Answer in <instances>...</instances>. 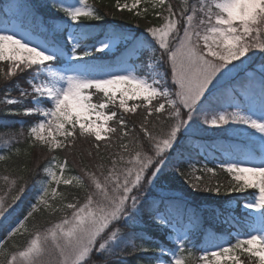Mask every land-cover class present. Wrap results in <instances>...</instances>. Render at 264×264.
Segmentation results:
<instances>
[{"label":"snow or ice","instance_id":"obj_1","mask_svg":"<svg viewBox=\"0 0 264 264\" xmlns=\"http://www.w3.org/2000/svg\"><path fill=\"white\" fill-rule=\"evenodd\" d=\"M143 2L151 5L162 23L146 27L140 35L117 29L105 31L103 39L94 44L86 43L93 29L87 22L102 21L104 16L88 0H73L71 4L53 0L51 6L64 13L66 23L51 28L35 43L0 27V64L6 65L0 66L3 82L30 73L26 78L29 88L17 82L19 97H11L12 88H7L0 102L24 106L22 113L10 109L6 114L38 117L28 130L35 143L54 151L74 146L78 138L91 137L98 152L99 142L108 134L120 132L122 139L129 138L124 129L129 123L135 129L136 122L126 114L137 113L140 105L146 114L139 124L140 135L132 137L134 155L127 143L121 145L123 152L131 155L126 161L120 156L121 167L113 158L106 173L103 165H97V170L70 175L66 174L71 172L67 159L53 158V163L43 169L46 178L39 183L26 213L6 230V239L17 234H27L29 239L11 251L0 244V264H118L106 254L118 256L129 246L148 251L143 243H135L136 239H148L143 232L134 231L141 227L145 215L153 224L169 229V239L175 241L172 249L158 248L156 264H245L242 255H246L247 264H264V61H256L259 67L245 63L258 52L264 55V0H196L178 13L172 3L165 9L166 0H116L115 7L141 17L148 12V8L138 9ZM62 32L66 36L59 39ZM121 43L126 46L127 57L122 55L115 62H97L92 54L111 52ZM144 52L148 53L146 62H129L132 58L140 60ZM161 66H166L164 72L159 71ZM257 84L260 106L254 111L242 94L254 92ZM94 96L102 102H93ZM114 120L118 126L109 127ZM168 121L171 123L166 131L153 130ZM208 128L248 137L241 145L226 149V159L218 165L231 177L227 185L212 180L205 183L203 175H195L197 171L217 175V169L207 164L196 168L199 161L189 162L190 173H179L177 144L181 137L188 141L197 129ZM3 143L11 151L10 140ZM173 150H177L174 170L191 175L192 188L217 194L222 188L227 193H244L243 202L238 203L250 212L259 210L260 228L249 224L250 230L237 233L235 242L231 236L220 240L209 233L203 246L193 245L188 231L173 235L178 232L173 212L183 215L186 210L171 198L149 200L173 159ZM4 159L0 155V160ZM253 160L259 163L250 166ZM3 179L17 194L10 200L0 198V220L21 201L27 184L25 180L16 188L17 179ZM53 184L90 190L83 199L72 195L63 208H53L50 200L67 199ZM250 189L254 191L248 192ZM42 208L68 211L45 230L29 232L26 221ZM245 219L256 218L249 215ZM193 247H199L201 255H194ZM93 254L101 261L93 262ZM166 254L169 258L162 259Z\"/></svg>","mask_w":264,"mask_h":264},{"label":"trees","instance_id":"obj_2","mask_svg":"<svg viewBox=\"0 0 264 264\" xmlns=\"http://www.w3.org/2000/svg\"><path fill=\"white\" fill-rule=\"evenodd\" d=\"M10 1L11 0H0V18L5 19L8 17L20 16L23 21L30 22V20H45L46 18L53 17L54 19L61 20L64 24L66 23L67 18L64 16V13L62 11H57L51 6L53 0H21L20 3L17 1V9L11 11L10 15H7L4 5ZM115 2L116 0H88V3L93 5L97 11L104 16V19L102 21L87 22L93 25V29L92 35L86 43H97V41L104 36L105 31L117 29L125 33L140 35L146 27L162 23L160 18L155 17L154 14L150 12L141 17H137L133 12L119 10L115 7ZM167 3H172L174 11L178 13L181 8L195 4L196 0H166L165 9ZM164 14L167 15L166 10ZM45 33L47 32H40V35L42 36ZM64 36H66V32L60 33L58 38L63 39ZM118 45V53L114 55L101 56L97 54V52H93L92 54L96 60H106L109 63L115 62L121 58L122 55L127 57L126 46L122 43ZM147 55L148 53L144 52L140 55V60L134 58L130 60L138 64L146 62ZM260 57H262L261 61H264V55ZM0 66L6 67L5 64H0ZM28 75H30V73L19 74L14 78H10L7 83H4L2 77H0V100H3L5 97V90L7 88H12L10 93L11 97H19L20 93L15 85L18 82L19 86L29 88L28 83H26ZM254 93H259V86L255 87ZM210 99H212V97H210ZM23 107L24 106L19 104L9 105L0 102V155L5 156L4 160H0V198L10 200L11 196L17 194L16 190L12 188L9 183L5 182L3 179L4 176H8L10 180L17 179L16 188L27 180L26 192L21 201L17 202V205L14 206V210L11 211L10 215L0 220V244H3L8 251H11L13 246L24 245L29 239L27 234H17L6 239V230L10 226H15L16 221L22 218L26 213L27 205L30 201L34 200L37 194L39 183L46 178L43 169L53 163L54 157L57 158L58 161H64L65 158L67 159L68 168L71 169V172L66 174L70 175H81V170H97V165H103V169L106 173L107 170L112 167L111 160L113 158L117 160V166L121 167L123 166L119 160L121 155L124 156L125 161L131 158L129 153L123 152L121 145L127 143L129 145V151L132 152V137L140 135L139 124L146 115L143 111V106L138 107L137 113L135 114H126L130 121L136 122L135 129L131 123H129L128 129H124V131L129 132V138L127 140L122 139L120 132L108 134V137L104 141L99 142L100 147L98 152L94 147L96 142L91 137L78 138L74 146L68 149H57L53 151L35 143L34 139L28 136L29 126L32 122L38 120L37 116L6 114L10 109L19 110L22 113ZM149 119L152 120L154 124L156 123L153 117ZM168 123H171V121L157 124L153 130L155 132H160L162 130L166 131ZM109 125L110 127L118 126L115 120L110 121ZM5 140H10L11 151L4 147L3 142ZM236 142L237 139L226 135L210 137L196 133L195 137L188 141H186L184 137H181L177 144V149L180 152L178 156L179 173H190L191 169L189 168V162L199 161V163L195 164L196 168H202L204 164H207L208 167H215L217 169V175L216 177H212L210 174H202L199 171H197L195 175H203L205 183L212 180L213 183L219 181L227 185L231 177L226 172L220 170L218 165L223 160L221 156L222 152L230 147L238 146ZM17 149H19L18 153L16 151ZM197 150H199V155H197ZM89 152L93 153V155L89 156ZM132 155H134V152H132ZM172 157L173 159L164 169L160 180L152 190V195L149 197V200L156 199L158 202L161 197H166L180 203L182 209L186 211L183 215H177L173 212V216L175 217L173 223L178 227H185L187 224L192 225L193 228L188 231L191 233L192 244L203 246L209 233L223 240L225 238L229 239L230 236L234 239V232H247L249 225L247 222L248 220L245 218L248 215L240 210V203H238V201L243 202L245 194L239 192L227 193L222 188L219 195L215 192L192 188L191 175L178 174L177 171L174 170V165L177 163V150H173ZM20 177L24 179H18ZM52 186L57 187L58 191L67 197V199L64 200H61L59 197L50 200L49 203L53 208H57L58 206L63 208L64 204L71 202L72 195H76L78 199H83L85 192L90 190L88 188L81 189L75 185L56 186L53 184ZM166 190H178L180 193L172 194L165 192ZM247 191L252 192L254 190L250 189ZM228 198L236 200V207L234 209L225 204ZM66 211L68 210L64 209L63 211L57 210L53 212L51 209L42 208L41 211L35 212L33 217L26 221L29 232L36 228L42 231L45 230L50 227L51 224L58 222ZM225 217H234V219L226 220ZM118 227L123 229V225H118ZM124 231L129 230L124 229ZM134 231L137 233L143 232L148 237V239L144 241L140 239L135 240L138 246L143 243L148 251L134 250L129 246L123 248V252H119L118 249V256L106 254L110 261H118V264H156V252L159 247H175V244L168 238L169 229L153 224L148 220L146 215L141 227ZM121 247H123V244ZM189 247H192V245H189ZM197 252H199V247H193V254L195 255ZM2 259L3 257L0 256V260ZM101 259V257L95 254L92 255L93 262L101 261Z\"/></svg>","mask_w":264,"mask_h":264},{"label":"rangeland","instance_id":"obj_3","mask_svg":"<svg viewBox=\"0 0 264 264\" xmlns=\"http://www.w3.org/2000/svg\"><path fill=\"white\" fill-rule=\"evenodd\" d=\"M17 1H19V3L21 2V0H11L8 3H5L4 7L6 9V14L10 15L11 11H15L17 9ZM56 3H67V4H71L73 2V0H55ZM125 0H121V3H124ZM129 3H131V0H128ZM143 8H148V12L147 13H153V9L151 8V5L147 2H143L141 5L138 6V9H143ZM64 23L59 20V19H54L53 17L50 18H46L45 20H41V19H37L36 21H32L30 20V22H26L23 21L20 16H16V17H8V18H0V27H7L10 30H14L17 34H18V38L19 37H24L26 40L31 38L33 40V43H35L37 40L42 39V36L40 35V32H48L51 28L53 27H63ZM100 39H103V37H101ZM99 39V40H100ZM98 40V41H99ZM97 41V42H98ZM98 46V44H97ZM118 49H119V45H117L115 47V49L111 52H104V53H100L97 52V54H100L101 56H105V55H114L116 53H118ZM258 51V50H257ZM127 55V53H126ZM262 56L261 54H258L253 57V59L251 61H246V65H249L250 67H259V65L256 63V61H261L260 57ZM97 62H103V63H109L106 60H97ZM130 63H135L138 64L137 62L133 61V60H129ZM166 70L165 66H161V68L159 69V71L164 72ZM170 82V79H169ZM258 86L255 85L254 87ZM242 98L244 100V102L246 104H249L254 111H258L259 110V106H260V102H259V95L254 93V92H249L248 94H242ZM93 102L99 103L102 102L98 97L94 96L93 97ZM155 102V101H154ZM153 102V103H154ZM140 104L139 101H129V104ZM142 106V105H140ZM112 107V106H110ZM110 127V125H108ZM197 134L203 135V136H221V135H226L228 137L237 139V145H241L243 141L247 140L248 137L246 135H241L239 133H234L231 131H228L227 133L220 131V130H212L211 128H208L207 130H196ZM108 137V136H107ZM106 137V138H107ZM257 147H259V145L257 144ZM256 155H258V153H255ZM222 158L226 159V151L222 152ZM259 160H253L250 164V166H254L255 164H258ZM184 191V190H183ZM165 192H169V193H180L178 190H166ZM220 195V194H219ZM218 195V196H219ZM227 201H225V204L234 209L236 207V200L233 198H228L226 199ZM240 210L244 213H246V215H251L253 217H255L256 219L254 221H247L248 225L251 224L252 228L255 229H259L260 228V224H259V220H258V215H259V210H255V211H251L250 210H246L243 209L240 206ZM176 228L178 229V232H174L173 235H177V234H182L185 231H189L191 230L193 227L190 224H187L185 227H178L176 226ZM250 228L247 229V231H249ZM237 233L239 232H234V238L237 236ZM169 238V235H168ZM241 238H245L243 236H241ZM223 240H228L227 238L223 239ZM174 244L175 241L171 240ZM232 242H235V239L232 240ZM168 249H172L171 247H166ZM174 248V247H173ZM239 255V253H237ZM94 255V254H93ZM170 254H166V257L164 256L162 259L167 260L169 258ZM196 256L201 255L200 251L197 252L195 254ZM241 259L245 260V264H247V257L246 255H242Z\"/></svg>","mask_w":264,"mask_h":264}]
</instances>
